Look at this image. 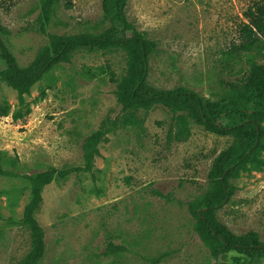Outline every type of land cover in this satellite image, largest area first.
Instances as JSON below:
<instances>
[{"label": "rangeland", "instance_id": "obj_1", "mask_svg": "<svg viewBox=\"0 0 264 264\" xmlns=\"http://www.w3.org/2000/svg\"><path fill=\"white\" fill-rule=\"evenodd\" d=\"M262 1L129 0V17L159 43L150 55L148 83L188 88L208 99L227 95L230 83L251 75L248 55L264 62V38L253 49L226 55L244 41L248 13ZM41 12V0H0V19L11 31L5 42L21 66L48 43L49 32L99 34L109 25L103 0H61L45 33ZM126 68L124 50L79 51L36 83L24 103L0 79V104L11 106L0 116V165L19 174L0 175V264H17L31 248L28 227L17 222L30 199L25 175L84 165L86 137L122 112L109 70L123 79ZM173 121L168 108L154 106L143 129L108 134L92 171L46 185L37 213L47 246L41 264H151L162 253L160 264H214L187 202L204 191L213 159L232 137L194 123L188 139L170 141ZM257 155L232 180L236 193L217 215L236 233L254 230L264 241V148ZM108 241L123 244L125 253H106ZM234 256L242 264H264V255L252 262L237 251L228 253L227 264Z\"/></svg>", "mask_w": 264, "mask_h": 264}, {"label": "trees", "instance_id": "obj_2", "mask_svg": "<svg viewBox=\"0 0 264 264\" xmlns=\"http://www.w3.org/2000/svg\"><path fill=\"white\" fill-rule=\"evenodd\" d=\"M61 0H41L42 31ZM129 0H103L104 17L109 22L99 34L47 33V44L41 46L33 61L21 66L16 55L5 42L11 31L0 19V55L7 67L0 69V79L8 82L17 92L21 103L31 88L54 68L71 63L79 51L124 50L126 53V75L116 78V95L122 104V112L115 118L108 117L100 127L89 134L83 144L84 165L73 168L48 169L27 174L30 182V199L19 219L20 224L30 231V251L17 264H41L47 246L45 230L37 213L43 203V191L54 180L65 179L72 172L92 171L99 145L108 140V134L123 128L143 129L147 113L156 106L163 105L173 115V126L169 140L184 141L191 135V125L196 123L207 131L232 137V142L214 159L208 173L203 192L187 202L188 209L195 217L194 228L202 240L210 247L214 264H227L228 253L237 251L249 255L252 262L264 255V241L257 231L236 233L222 222L217 212L233 200L237 187L232 180L240 176L248 162L258 160L257 152L264 148V62L253 55L247 56L251 75L245 81L230 83V91L219 99H208L188 88L165 89L148 83L150 55L159 49L157 40L150 38L139 29L128 14ZM249 21L243 26L244 41L226 52L231 57L236 49L248 51L264 38V0L256 4L248 13ZM91 77L96 74L88 71ZM9 104H0V116L10 112ZM144 110L141 115L138 113ZM0 175L19 176L15 171L0 165ZM157 194L163 195L161 191ZM126 247L108 241L106 253H125ZM166 253L151 257V264H160ZM233 264H242L240 256L231 257Z\"/></svg>", "mask_w": 264, "mask_h": 264}]
</instances>
